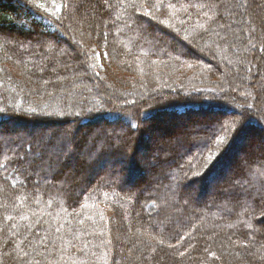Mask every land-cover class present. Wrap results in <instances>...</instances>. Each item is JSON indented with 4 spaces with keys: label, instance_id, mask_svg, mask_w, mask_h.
I'll use <instances>...</instances> for the list:
<instances>
[{
    "label": "trees",
    "instance_id": "16d2710c",
    "mask_svg": "<svg viewBox=\"0 0 264 264\" xmlns=\"http://www.w3.org/2000/svg\"><path fill=\"white\" fill-rule=\"evenodd\" d=\"M262 56L264 0H0V264H264V153L199 200L264 139ZM66 121L86 132L37 140ZM158 136L184 151L150 157Z\"/></svg>",
    "mask_w": 264,
    "mask_h": 264
},
{
    "label": "rangeland",
    "instance_id": "374dc122",
    "mask_svg": "<svg viewBox=\"0 0 264 264\" xmlns=\"http://www.w3.org/2000/svg\"><path fill=\"white\" fill-rule=\"evenodd\" d=\"M72 35L73 36H76L77 35L76 34V31H73L72 30V33L69 34V36H72ZM60 39H62V38H60ZM244 50L245 49H243L242 51L245 54H250L249 51L247 52L246 50L245 51ZM263 58H264V56H262V59ZM21 67H22L21 69H24L25 68V65H21ZM260 71H262V69H260ZM112 72H113V70H112ZM260 74H261V77H263L262 80H263V83H264V67H263V72H260ZM51 76H52L53 79H56V80L61 79L60 78L61 76L59 74H56L55 72L52 73ZM21 80L24 81L25 84L26 83H29V81L26 78H21ZM37 83H38V85L41 88L42 85H43V83H41V82H37ZM263 90H264V86H263ZM238 95H240L242 98L244 96L247 97L243 93H239ZM248 102H250L249 103V107L251 106V103L253 104V111L254 112H252V113H255L256 114V112H258L260 110H263L264 111V100L258 104L257 101H256V99H253V97H252V98H248ZM220 116L222 117V115H219V117ZM223 116L228 117L229 114H224ZM216 117L217 116H214V118H216ZM75 126H76V124H74V122L72 123V121H70V123H69V122L66 121V124L53 125L51 127V129H50L51 131L50 132H46V133H43L42 132V129H44V127H41L39 129H35V130H37L36 138H37V140L39 142H41V141H45L46 142L50 138H52L51 137V134L52 133L64 131V134L62 136V142L60 144V147L63 148V145L66 142V140H68V138H72V137L79 138L81 134H84L86 132L85 129H82V131L78 132L76 130V127ZM115 127H116L115 124L114 125H111V126H108V127L105 126L104 124H101V125L99 124L96 127H92V130L94 132H102L104 129H107L108 128L107 134L109 135V137H112V136H110L112 133L113 134H116L117 133ZM16 128L17 127H15V129ZM23 129L24 128L18 127V131H26V130H28L27 128L24 129V130ZM107 134H105V135H107ZM122 134L125 135V131H123ZM164 137H166V136H164ZM157 140H158L157 143H159V145H160V149L158 150L159 151L158 152V155L156 154V151H154V150L152 152H150V157H152V158L153 157L156 158V156H159V157H170L171 154L174 153V152L175 153H178V152H183L184 151V149L181 147L182 145L181 144H176L174 141H172V139L171 140H168V139L166 140V138H161L160 136H158V139ZM259 141H261V143ZM107 142H109V141L102 140V143H98V145H100V147H96L95 148L94 147L95 144L90 141L88 143V146L87 147L84 146L85 145L84 144V145H82L83 147L81 146L79 148V150H78L79 153L78 154L80 155V157H82L84 159L88 157L92 161H95V159L98 158L99 154H101L104 150H106V144H107ZM248 143H252L251 147H249L247 149V147H248V144H247V146L244 147V149H243V151L241 153H239V154H233L232 155V156H235V158L232 160V162L235 161L233 163L234 165L228 169L230 171H228V170L224 171V175L225 176L223 175L222 177H220V176H217V178L215 177L216 181H215V183L212 184L213 187H214V189L211 187L212 190H209V192H207L203 196V198H200L199 199L201 202H206L208 205L209 204H214L215 201H216V195H217V193L220 190L225 189L224 186L228 185L229 183H231L233 185L234 182L233 183L232 182H229V180L232 179V176H234L235 171H237L241 167L246 166L245 163H247V161L249 160L250 157L260 156L262 153H264V151H263V149H264V139L262 140L261 137L259 138L257 136H254V137H252L250 139V141ZM117 145H119V144H117ZM163 146H166V147L163 148ZM38 147H40V146L39 145H36V143H35V150H37ZM58 149H59V146H58ZM74 151H76L75 148H74ZM63 154H64V151H62L60 149L55 154V156L58 157V164H60V161L63 159ZM41 157H43V154H41L38 159H41ZM150 157H149V159H150ZM109 159L110 158H108V159L106 158V162H105V164L101 168H100V164L97 165L98 167H96V168L94 167L95 170L93 171L92 174L89 175V178L99 177V175L101 173H104L105 171L109 170V168L111 169L112 168V165H111V162H110ZM54 160H55V158H54ZM148 161H149L148 164L151 163V159L148 160ZM237 163H239V164H237ZM149 165L146 166L145 165V162H143L142 167L145 170H147V169H149ZM226 166L227 167L229 166V162L228 161L226 162V164H224L223 168L226 167ZM59 168H60V165H58L56 171H59ZM158 168L159 169L160 168L162 169V167H159V166H158ZM73 170L75 172V171H77V168H72V171ZM116 170L117 171H122V168L119 166ZM220 173L223 174V171H221V172L219 171V174L218 175H220ZM146 174H147V177L150 178V179H154L155 178V176H153V174L150 173L149 170L147 171ZM70 180L72 181V179H69V181ZM139 182H140L139 179L137 181H135V182L130 181L129 183L126 184V186H127V188H132L133 186L137 185ZM239 184H240L239 182L237 184H234L236 190H234L231 194H228V193H227V195L225 194L226 196L224 198H226V200H233L236 197V193H238V191H240L241 188H243L242 185H239ZM129 185H132V187H130ZM222 187H224V188L223 189H220ZM240 193L242 194V192H240ZM192 197H195V199H198L197 198L198 195H196V196L193 195ZM213 235H216V232H211L210 231V232H207L206 233V236L208 238L210 236H213ZM227 242H228L227 237L226 236H222L219 239V242L216 241L215 244L217 246H224V245L226 246V243ZM221 254H222V256H224L223 257V264H247V261L242 256H239L238 253H236V252L231 253V252H229L224 247L221 250Z\"/></svg>",
    "mask_w": 264,
    "mask_h": 264
},
{
    "label": "bare ground",
    "instance_id": "6f19581e",
    "mask_svg": "<svg viewBox=\"0 0 264 264\" xmlns=\"http://www.w3.org/2000/svg\"><path fill=\"white\" fill-rule=\"evenodd\" d=\"M169 132H172V130L165 131V134H169ZM251 132H252V130H251Z\"/></svg>",
    "mask_w": 264,
    "mask_h": 264
}]
</instances>
